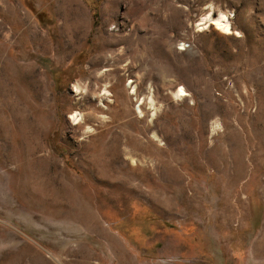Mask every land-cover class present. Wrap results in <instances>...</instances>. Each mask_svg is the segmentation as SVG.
I'll use <instances>...</instances> for the list:
<instances>
[{
	"label": "rangeland",
	"instance_id": "obj_1",
	"mask_svg": "<svg viewBox=\"0 0 264 264\" xmlns=\"http://www.w3.org/2000/svg\"><path fill=\"white\" fill-rule=\"evenodd\" d=\"M0 264H264V0H0Z\"/></svg>",
	"mask_w": 264,
	"mask_h": 264
},
{
	"label": "bare ground",
	"instance_id": "obj_2",
	"mask_svg": "<svg viewBox=\"0 0 264 264\" xmlns=\"http://www.w3.org/2000/svg\"><path fill=\"white\" fill-rule=\"evenodd\" d=\"M199 25H205V27H207L209 25H213L216 29H221L226 33L230 32L229 20L226 17V15H224V14H221L217 17H214L211 14H208L207 16H205V18H203V22L200 23ZM133 90H134V88H133ZM184 94H185V92H184L183 87H179L175 92V95H177V96H181Z\"/></svg>",
	"mask_w": 264,
	"mask_h": 264
},
{
	"label": "built area",
	"instance_id": "obj_3",
	"mask_svg": "<svg viewBox=\"0 0 264 264\" xmlns=\"http://www.w3.org/2000/svg\"><path fill=\"white\" fill-rule=\"evenodd\" d=\"M178 49H179V50H184V49H185V46H182V45L180 46V45H179Z\"/></svg>",
	"mask_w": 264,
	"mask_h": 264
}]
</instances>
